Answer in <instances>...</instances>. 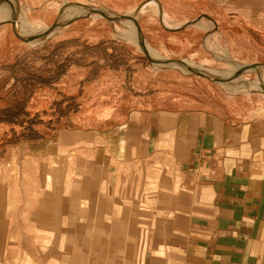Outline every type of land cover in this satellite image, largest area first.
<instances>
[{
  "label": "rangeland",
  "instance_id": "1",
  "mask_svg": "<svg viewBox=\"0 0 264 264\" xmlns=\"http://www.w3.org/2000/svg\"><path fill=\"white\" fill-rule=\"evenodd\" d=\"M9 1L16 6L4 5L7 1L0 0V16H4L0 17V94L4 97V91L12 90L11 96L15 93L25 98L28 114L24 125L38 113L43 124L34 126L44 134V142L49 143H41L39 148L37 145L25 148L17 144L20 141L2 146L4 139L15 136L13 130L18 133L23 128L17 123H0V157L7 159L0 158V208L3 212L12 211L13 224L11 241L5 236L9 230L0 229V264H75L74 259L76 264H90L96 255L107 257L108 264H150L146 244L151 236L148 222L151 218L155 220V214L149 212L148 163L140 164V212H107L120 208V200L104 195L106 181L123 167L107 169L100 143L116 141L124 134L114 130L72 135L67 132H74L79 126L71 115H62V106L57 104L56 108L52 102L43 100L32 102L30 97L51 80L57 69L47 67V63L60 60L64 49L84 47L86 40L94 45L109 37L122 42L125 51L136 44L142 53L151 56L150 68L158 72L157 87H167L184 100L194 99L206 108L230 111L240 121L264 125V0H242L247 1L244 5L231 4L232 0H197L194 7L203 12L193 23L208 32L202 45L195 48L203 52L181 58H168L145 39L136 19L144 12L142 3L146 0ZM5 7L19 12L8 14ZM36 8L47 14L46 20L35 18ZM149 8L155 15L161 13L159 3H150ZM69 12L76 14L66 22ZM22 18L32 28L34 38L21 28ZM133 20L139 33L137 39L131 36L136 34ZM234 22L249 28L246 32L236 29ZM213 31H219L220 36ZM140 40H145L156 54ZM255 43L263 47L262 52ZM40 44L64 49L47 57L46 53L35 52V46ZM5 106L8 102L0 98V108ZM123 119L121 114L114 121ZM114 121L106 120L98 128L111 129ZM53 127L55 134L50 130ZM92 143H97V150L90 149ZM157 168L158 178L165 180L170 167L159 164ZM132 200L121 198V203L131 208ZM1 201L7 202V206ZM116 220L140 222L141 227H100L116 225ZM122 258L123 262L119 260Z\"/></svg>",
  "mask_w": 264,
  "mask_h": 264
},
{
  "label": "crops",
  "instance_id": "2",
  "mask_svg": "<svg viewBox=\"0 0 264 264\" xmlns=\"http://www.w3.org/2000/svg\"><path fill=\"white\" fill-rule=\"evenodd\" d=\"M154 2L161 6L157 15L149 8ZM197 2L144 1V12L136 20L145 39L168 58L203 52L195 47L202 45L208 30L193 23L203 12L194 7ZM230 3L244 5L247 1ZM39 10H35V18L46 20L47 14ZM234 26L245 32L249 28L238 22ZM135 30L131 36L137 39L136 23ZM213 32L220 36L219 31ZM144 41L139 42L143 45ZM91 43L86 40L84 47L69 49L35 46V52L47 57L64 50L60 60L47 63L57 70L30 99L62 106V115H71L79 126L67 132L72 135L114 130L124 134L116 141L100 143L107 169L123 167L106 181L104 195L120 200V208L107 212H140L143 161L149 166V212L155 214V220L148 222L150 264H264V125L240 121L230 111L206 108L194 99L184 100L167 87H157L158 72L150 68L151 56L136 44L125 51L122 42L109 37ZM248 44L253 47L251 40ZM256 46L262 52L263 47ZM121 114L125 120L114 121ZM110 119L116 122L111 129L98 128ZM44 141L45 137L17 144L39 148L41 143H49ZM92 148L97 150V143H92ZM159 164L170 167L165 180L158 178ZM121 198H133L131 208L122 204ZM4 204L6 207L8 203ZM116 221V225L100 227H141L136 221ZM2 228L9 230L5 236L11 241V210L3 212L0 208ZM89 263L108 264V258L96 255Z\"/></svg>",
  "mask_w": 264,
  "mask_h": 264
},
{
  "label": "trees",
  "instance_id": "3",
  "mask_svg": "<svg viewBox=\"0 0 264 264\" xmlns=\"http://www.w3.org/2000/svg\"><path fill=\"white\" fill-rule=\"evenodd\" d=\"M11 92L12 90L4 91V97L0 94V98H4V100L6 99L8 102V106L0 108V123H17L20 124L23 129L18 133L13 130L15 136L11 139H4L3 142H1V145L3 146L7 143L19 142L21 140H35L45 137L44 134L40 133L34 126L35 123L43 124V121L38 118V113H35L34 117L30 118V120L27 119L29 120V123L24 125V118L27 117L28 114V111L26 110V99L21 98L19 94L15 93L11 96ZM27 101L29 102V99H27ZM52 129H55V127Z\"/></svg>",
  "mask_w": 264,
  "mask_h": 264
},
{
  "label": "bare ground",
  "instance_id": "4",
  "mask_svg": "<svg viewBox=\"0 0 264 264\" xmlns=\"http://www.w3.org/2000/svg\"><path fill=\"white\" fill-rule=\"evenodd\" d=\"M7 2H5V4L4 5H10L11 4V6H16L15 4H13L11 1H9V0H6ZM2 4V3H1ZM3 5V4H2ZM2 7H4V6H2ZM11 8V7H10ZM75 8H73V10H74ZM5 10H7V13L8 14H11L12 12L11 11H13L12 9L10 10V9H7L6 7H5ZM69 10V9H68ZM71 10V9H70ZM78 10V9H77ZM22 11V10H21ZM78 11H80V10H78ZM2 12H3V10H2ZM1 12V13H2ZM13 12H17V14H18V12H19V9L17 10V11H13ZM73 12V11H72ZM72 12H69L67 15H66V19H64V20H67V19H69L71 16H73L74 15V13L76 14V12H74V13H72ZM14 14H16V13H14ZM65 14H66V12H65ZM84 14V13H83ZM83 14H78V16L79 15H83ZM6 15V14H5ZM99 15V14H98ZM1 16L2 17H4L2 14H1ZM0 16V17H1ZM6 16H8V15H6ZM12 16H14V15H12ZM18 16V15H17ZM15 17V16H14ZM125 19V18H124ZM22 21H23V25H22V27L21 28H23V30H24V32L26 33V35L28 36V37H30V36H32V38H34L33 36H34V34H32V28L30 29L29 28V26H28V24H27V20H24L23 18H22ZM134 21V20H133ZM65 22V21H64ZM135 22V21H134ZM60 24V23H59ZM14 25H15V23H14ZM34 25V24H33ZM36 26V25H35ZM59 26V25H58ZM38 27V26H37ZM37 27H35V28H37ZM25 28H26V30L29 32V34L27 33V31L25 30ZM43 30H45V29H43ZM35 31V30H34ZM49 31V30H48ZM37 38V37H36ZM144 43L147 45V46H149V47H151L147 42H145L144 41ZM143 43V44H144ZM151 49H152V51H153V54H156V51L151 47Z\"/></svg>",
  "mask_w": 264,
  "mask_h": 264
}]
</instances>
